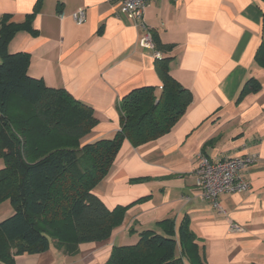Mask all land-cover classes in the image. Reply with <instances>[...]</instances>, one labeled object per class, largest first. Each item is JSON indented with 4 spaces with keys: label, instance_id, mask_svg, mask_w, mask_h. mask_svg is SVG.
Here are the masks:
<instances>
[{
    "label": "crops",
    "instance_id": "crops-1",
    "mask_svg": "<svg viewBox=\"0 0 264 264\" xmlns=\"http://www.w3.org/2000/svg\"><path fill=\"white\" fill-rule=\"evenodd\" d=\"M80 8L85 21L77 25L72 14ZM33 12V33H16L8 51L28 55L31 77L92 108L98 123L83 144L119 129L117 106L130 91L149 86L159 92L157 54L172 58L169 73L190 91L192 103L161 138L137 148L123 141L93 191L109 210L132 204L111 237L79 245L72 255L52 241L55 250L31 256H37L31 264H104L113 246L136 241L131 229H156L166 219L177 227L185 218L206 264H264V68L254 61L264 38V0H157L140 21L121 14L112 0H0V17L14 23ZM147 34L173 45L171 51L145 46ZM248 78L260 90L235 104ZM200 154L254 158L242 172L249 189L219 195L223 212L194 186ZM233 224L242 230L233 231Z\"/></svg>",
    "mask_w": 264,
    "mask_h": 264
},
{
    "label": "trees",
    "instance_id": "trees-1",
    "mask_svg": "<svg viewBox=\"0 0 264 264\" xmlns=\"http://www.w3.org/2000/svg\"><path fill=\"white\" fill-rule=\"evenodd\" d=\"M33 16L34 12L20 23L8 15L0 17V159L4 163L0 201L8 199L13 209L0 221V260L5 264H15L17 256L48 251L50 240L72 255L79 245L109 239L132 204L109 210L93 191L108 174L123 141L137 148L161 138L192 103L190 91L169 73L172 58L159 55L154 65L159 92L149 86L130 91L117 106L119 129L109 138L83 144L81 140L98 123L92 108L31 77L28 55L8 51L16 33H33ZM151 42L156 53L173 47L152 37ZM254 61L264 68V38ZM259 90L256 79H246L235 104ZM130 233L136 234V241L113 246L104 264H206L186 218L177 227L166 219L157 222L155 230Z\"/></svg>",
    "mask_w": 264,
    "mask_h": 264
},
{
    "label": "built area",
    "instance_id": "built-area-1",
    "mask_svg": "<svg viewBox=\"0 0 264 264\" xmlns=\"http://www.w3.org/2000/svg\"><path fill=\"white\" fill-rule=\"evenodd\" d=\"M119 5V12L131 19L141 20L143 9L157 0H112ZM77 25L85 21L84 8L78 9L72 14ZM145 46L153 49L150 34L142 40ZM159 57V54L156 55ZM253 156L242 155L237 157H224L210 160L200 154L197 158V166L194 171V186L199 196L208 201L219 212H223L218 202L221 194H234L245 192L249 189L248 182L242 176L245 167L253 161ZM233 231H241V227L233 224Z\"/></svg>",
    "mask_w": 264,
    "mask_h": 264
},
{
    "label": "rangeland",
    "instance_id": "rangeland-1",
    "mask_svg": "<svg viewBox=\"0 0 264 264\" xmlns=\"http://www.w3.org/2000/svg\"><path fill=\"white\" fill-rule=\"evenodd\" d=\"M4 163L3 160L0 159V169L3 167ZM13 213V209L8 201V199H3L0 201V221L3 219L9 217ZM148 229L155 230L153 227H150ZM50 251H54L52 240H50ZM33 255H24L23 257H20L17 261H15V264H31L36 261L37 256L31 257ZM0 264H5L3 261L0 260Z\"/></svg>",
    "mask_w": 264,
    "mask_h": 264
}]
</instances>
